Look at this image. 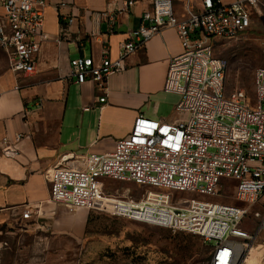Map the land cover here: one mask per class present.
<instances>
[{
    "label": "built area",
    "instance_id": "2783aa9c",
    "mask_svg": "<svg viewBox=\"0 0 264 264\" xmlns=\"http://www.w3.org/2000/svg\"><path fill=\"white\" fill-rule=\"evenodd\" d=\"M194 1L193 9V0H152L139 27L128 32L118 59L106 49L99 62L90 57L70 62V77L78 84L93 82L107 90L108 79L125 70L129 56L165 29H175L182 52L169 60L164 91L181 97L177 111L188 117L170 124L141 115L112 152L90 154L81 166L60 163L45 175L56 205L198 236L212 245L210 264H241L264 246V68L255 73L254 106L243 89L227 94L228 63L215 55L213 40L247 33L252 13L264 17V0ZM46 9V0H0V49L11 73L35 74L47 39ZM102 17L113 25V16ZM23 138L18 133L14 142L4 139L1 153L19 156L14 143ZM107 180L155 191L121 198L105 192ZM200 196H232L246 206Z\"/></svg>",
    "mask_w": 264,
    "mask_h": 264
},
{
    "label": "crops",
    "instance_id": "0c3cea01",
    "mask_svg": "<svg viewBox=\"0 0 264 264\" xmlns=\"http://www.w3.org/2000/svg\"><path fill=\"white\" fill-rule=\"evenodd\" d=\"M128 1L46 0L47 39L36 57L35 74L9 71L0 77V143L24 135L14 143L19 156L0 151V246L2 239L14 237L81 238L89 212L70 214L52 203L46 171L60 163L81 166L90 154L112 152L141 115L163 123L179 121L178 104L170 101L177 94L164 91L169 60L182 52L175 29H165L129 56L125 70L108 79L107 90L70 77L73 59L99 62L106 49L112 60L120 57L128 32L152 8V0H136L132 7ZM102 14L115 18L112 26ZM26 211L29 219L23 217Z\"/></svg>",
    "mask_w": 264,
    "mask_h": 264
},
{
    "label": "rangeland",
    "instance_id": "374dc122",
    "mask_svg": "<svg viewBox=\"0 0 264 264\" xmlns=\"http://www.w3.org/2000/svg\"><path fill=\"white\" fill-rule=\"evenodd\" d=\"M196 4L193 0V9ZM251 19L247 33L235 38L215 39L213 44L215 55L228 63L227 94L243 89L254 106L255 73L264 68V17L252 13ZM8 72V62L0 49V77ZM180 99L179 95L170 97L175 106ZM176 114L179 120L188 117L185 111ZM105 183L106 193L121 198L139 199L145 192L155 191L131 182L107 180ZM177 195L190 196L181 192ZM198 199L246 206L232 196H200ZM65 208L70 214L75 213V209ZM2 240L0 264H210L212 259V245L199 237L94 212H89L85 232L79 239L65 234L58 238ZM256 248L241 264H264V246Z\"/></svg>",
    "mask_w": 264,
    "mask_h": 264
},
{
    "label": "bare ground",
    "instance_id": "6f19581e",
    "mask_svg": "<svg viewBox=\"0 0 264 264\" xmlns=\"http://www.w3.org/2000/svg\"><path fill=\"white\" fill-rule=\"evenodd\" d=\"M258 249H259V248H258ZM254 250H257V248H255ZM254 250H253V251H254ZM253 251H252L251 253H253ZM251 253H250V254H251ZM261 253H262V252H261ZM253 255H254V254H253ZM259 255H260V254H259ZM260 257H261V256H260ZM247 259H248V258H247ZM245 262H246V261H245Z\"/></svg>",
    "mask_w": 264,
    "mask_h": 264
},
{
    "label": "trees",
    "instance_id": "16d2710c",
    "mask_svg": "<svg viewBox=\"0 0 264 264\" xmlns=\"http://www.w3.org/2000/svg\"><path fill=\"white\" fill-rule=\"evenodd\" d=\"M172 232V231H171ZM182 234H186V233H182ZM186 235H190V234H186ZM192 236H194V235H192ZM195 237H198V236H195ZM200 238V237H199ZM202 239V238H201Z\"/></svg>",
    "mask_w": 264,
    "mask_h": 264
}]
</instances>
